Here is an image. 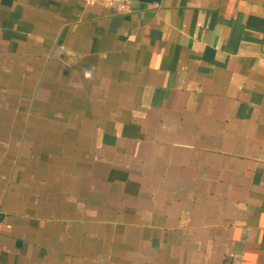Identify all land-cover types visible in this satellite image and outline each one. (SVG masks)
Returning a JSON list of instances; mask_svg holds the SVG:
<instances>
[{
	"label": "crops",
	"instance_id": "crops-1",
	"mask_svg": "<svg viewBox=\"0 0 264 264\" xmlns=\"http://www.w3.org/2000/svg\"><path fill=\"white\" fill-rule=\"evenodd\" d=\"M0 264H264V0H0Z\"/></svg>",
	"mask_w": 264,
	"mask_h": 264
},
{
	"label": "built area",
	"instance_id": "built-area-1",
	"mask_svg": "<svg viewBox=\"0 0 264 264\" xmlns=\"http://www.w3.org/2000/svg\"><path fill=\"white\" fill-rule=\"evenodd\" d=\"M104 1L129 4L131 0H104Z\"/></svg>",
	"mask_w": 264,
	"mask_h": 264
},
{
	"label": "clouds",
	"instance_id": "clouds-1",
	"mask_svg": "<svg viewBox=\"0 0 264 264\" xmlns=\"http://www.w3.org/2000/svg\"><path fill=\"white\" fill-rule=\"evenodd\" d=\"M84 75H85V78H90L91 77V71L86 70Z\"/></svg>",
	"mask_w": 264,
	"mask_h": 264
},
{
	"label": "water",
	"instance_id": "water-1",
	"mask_svg": "<svg viewBox=\"0 0 264 264\" xmlns=\"http://www.w3.org/2000/svg\"><path fill=\"white\" fill-rule=\"evenodd\" d=\"M140 1H155V2H157L159 0H140Z\"/></svg>",
	"mask_w": 264,
	"mask_h": 264
}]
</instances>
